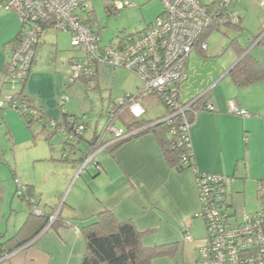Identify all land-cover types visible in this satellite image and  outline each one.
<instances>
[{
  "label": "crops",
  "instance_id": "obj_1",
  "mask_svg": "<svg viewBox=\"0 0 264 264\" xmlns=\"http://www.w3.org/2000/svg\"><path fill=\"white\" fill-rule=\"evenodd\" d=\"M259 1L239 0V4L236 3L235 8L242 16V27H248L251 36L246 44L238 41L234 59L216 61L217 57L206 53L210 47L208 37L213 30L206 38L207 50L197 49L192 52L197 56L189 57L186 77L180 87L183 102H195L209 92L207 102L213 105V109H201L204 103H199L200 110L189 127L195 167L200 171L235 178V182L243 183L239 189L247 183L259 187V182L264 180V78L238 86L229 75L248 53L264 67V36L256 42L264 28V7ZM245 15H251V22L245 24ZM257 26H260L259 30ZM21 30L22 25L5 42V52L0 58V94L19 92L22 88L20 83H15L17 86L12 88L13 82L5 80L14 39ZM61 33L64 36H59V32L53 29H46L41 36L23 93L29 109L37 107L56 121L63 120L64 111L69 115L82 116L92 110L84 81L68 83L71 59L81 57L83 53L78 55L81 51L72 45L73 53L62 52L65 48L63 40L69 39L71 44V35ZM137 78L135 73L121 67L100 64L98 68L100 87L110 92L109 97H113L116 90L120 94L118 99L126 93L138 91ZM63 94L68 98L61 104ZM231 99H235L236 104L248 110L250 115L233 113L229 108ZM140 103L145 108L140 119H153L147 106L142 101ZM10 116L15 118L14 111H8L6 117L9 119ZM42 123L39 138L45 147L29 153L33 171L23 172V183L32 186L36 206L41 211L52 217L59 215L67 225L46 226L31 242L9 253L2 264H81L87 245L80 229L95 221L98 214L106 209L113 211L119 221L131 220L139 230L147 231L143 238L145 246L178 244L175 256L156 257L152 264H198V249L206 239L207 228L200 214L195 169L177 170L172 167L152 131L135 136L114 150H110V145L97 149L100 168L94 162L83 168L80 159L87 152L98 128L91 130V134H87L86 129L83 137L75 139L72 142L74 149H68L70 160L64 161L61 159L65 153L62 130L57 129L58 134L48 139V131L43 129ZM56 137H61L58 139L61 144L55 143ZM112 139V133L105 132L104 140L112 142ZM31 141L28 139L21 143ZM234 181H230L228 187L232 198L236 190L230 186ZM256 194L259 200L258 188ZM233 207L237 211L235 203ZM185 233H190L193 239L186 240Z\"/></svg>",
  "mask_w": 264,
  "mask_h": 264
},
{
  "label": "built area",
  "instance_id": "obj_2",
  "mask_svg": "<svg viewBox=\"0 0 264 264\" xmlns=\"http://www.w3.org/2000/svg\"><path fill=\"white\" fill-rule=\"evenodd\" d=\"M161 1L162 13L145 30L104 44L93 25L86 21L89 0H2L1 6L5 9L18 11L22 25L21 38L14 45L6 65V80L17 83L29 75L37 44L46 29L69 33L72 47L83 53V56L71 59L69 84L92 74L100 64L124 68L141 79L139 92L124 94L118 99L117 108L108 113L106 131L112 133V142L101 143L85 158L83 168L91 162L100 168L97 149L108 147L176 115H183L182 140L191 146V123L187 112L194 102H183L180 98L188 59L197 49L207 50L208 43L203 37L210 29L236 24L241 21V16L235 8L237 0H215L208 4L202 0ZM114 5L123 9L136 3L132 0H114ZM263 36L264 31L256 42ZM142 95L157 96L168 108V116L142 127H115L113 122L123 110H128L135 118L143 117L145 108L139 101ZM67 98L68 95L63 94L61 104ZM5 107L34 113L24 99L13 93L0 100V111ZM229 108L235 114L250 115L248 110L236 104L235 99L229 100ZM205 109H213L210 101ZM194 112L197 115L198 111ZM83 121L72 118L68 127L52 121L51 126L53 130L61 129L63 136L72 141L83 134L86 127ZM102 134H105V129ZM193 169L201 201L200 214L207 228L206 239L198 249V264H264V180L259 182V210L255 213L245 212L238 220L237 211L228 201L229 182L235 178L200 171L196 167ZM34 210L42 213L37 206ZM185 239L189 241L193 237L185 233ZM7 256L0 257V264Z\"/></svg>",
  "mask_w": 264,
  "mask_h": 264
},
{
  "label": "rangeland",
  "instance_id": "obj_3",
  "mask_svg": "<svg viewBox=\"0 0 264 264\" xmlns=\"http://www.w3.org/2000/svg\"><path fill=\"white\" fill-rule=\"evenodd\" d=\"M132 1H134L137 6H128L121 10L114 9L113 11H109L106 8L108 4L106 0H89V11H91L90 20L94 24L93 28L95 31L100 34L104 44H110L118 39H125L132 34L145 30L163 11V3L161 0ZM212 1L213 0H202L203 3ZM237 2L239 4V0H237ZM259 2L260 5L264 7L263 0ZM244 20L245 24L249 21L251 22V15H245ZM254 23L257 24L256 21H254ZM20 27L21 20L18 11L16 9L10 11V9H5L3 6H0V58L5 52V42L12 38ZM259 28L260 26H257V30H259ZM262 30L264 31V28ZM62 35L64 36V34L59 32V36ZM249 36H251V34L248 27L240 31L234 28L229 29L227 26H221L220 29L210 33L208 37L210 47L206 53L212 57H217L216 61H224L225 59L232 61L237 48L231 41L237 39L241 43L246 44ZM63 44L65 48H63L62 52L66 53L67 51L68 53H73L69 39L65 38ZM258 49H261V47H258ZM58 52L61 54L60 50H58ZM221 53H223L222 56H220ZM254 53L256 54V51ZM80 54H82V52L78 53V55ZM213 54L215 55L213 56ZM195 56H197V53H192L190 57L192 58ZM137 77L140 81H138V84L141 86V79L138 75ZM118 85L120 89V78L118 79ZM16 86L17 85L13 82L12 88ZM139 89L130 94H137ZM115 92H113V97H109L110 92L107 93V91L103 90L101 87H94L87 90V95L92 105V110L88 112L91 124L87 128V134H91L92 131H95V127L98 128L99 134H102L104 129L105 132H110L106 131L108 113L117 108L118 97L120 95H118L117 90ZM10 93L9 91L4 94L1 93L0 100H5L6 95ZM140 101L147 106L149 115L153 120H161L168 116V109L156 96L142 95ZM5 104L6 107H8L7 101H5ZM6 107L0 111V234H3L5 238L15 234L24 223L30 211L26 200L28 185L23 183V172L28 173L29 171H33V167H30L29 163V153L31 151L41 150L42 147H45L43 144L44 141L39 138V134L42 133L40 122L36 121L30 125L19 111L14 109L8 110ZM8 111H14L19 120L16 116L15 118L10 116L8 119V117H6ZM135 119L136 118L132 116L128 110H123L113 124L117 128L121 126L125 127ZM61 137H56V144H61L58 140L61 139ZM28 139H32V141L27 144L21 143ZM61 140L64 142L63 137ZM48 147L50 148V145ZM16 163L20 169H17ZM32 165L34 164L32 163ZM21 168L23 170H21ZM242 185L243 183L236 180V182L234 181L230 186L235 188L236 191H241L239 193L234 191L233 198L231 196L237 208L236 217L238 220L244 216L245 212H254L261 206V202L258 200L256 194L258 187H256L255 184L247 183L243 189H239L240 186L242 188Z\"/></svg>",
  "mask_w": 264,
  "mask_h": 264
},
{
  "label": "trees",
  "instance_id": "obj_4",
  "mask_svg": "<svg viewBox=\"0 0 264 264\" xmlns=\"http://www.w3.org/2000/svg\"><path fill=\"white\" fill-rule=\"evenodd\" d=\"M106 1L108 2V4L106 5L107 10L109 11H113L114 9L121 10V8H118L114 5V0H106ZM1 3L2 0H0V6ZM90 13L91 11H89L88 9L87 11L88 18H86V21L91 25H94L90 20ZM226 26L228 28H234L236 30L238 29L240 31H243L244 28L242 27V16L240 22L236 24H228ZM217 29H220V27L210 29L204 35L203 39L206 40L209 33ZM21 35L22 32H20L16 36V38L14 39L15 44L21 38ZM231 43L236 45L238 44V40L233 39ZM244 52L245 50L242 51L240 55H243ZM98 68L99 66L96 67L95 71L92 74L86 75L81 79L82 81H84L87 90L94 87L100 88L99 79H98ZM229 75L238 86H245L247 84L255 82L256 80L263 79L264 67L261 65L259 60H257L250 53H248L243 55V58H241V60L231 70ZM27 78L28 76L22 81L17 82L22 84V88L19 92L13 93L16 94L17 96H20L24 100H25L24 98L25 96L23 93H24L25 84L27 82ZM5 80H6V75H5ZM208 94L209 92L205 93L199 99H197L194 102L192 109L187 112V117L191 124L193 123V121L197 116L194 111L195 110L199 111L200 108L205 109V105L208 103L207 102ZM25 102L29 106V103L26 100ZM201 102L204 103V105L203 107L198 108L199 103ZM34 108H35L33 109L34 113H31L30 110H24L20 108L15 110L19 111L23 115L24 119L30 125L35 123L36 121H39L40 123L43 122L42 123L44 126L43 129L48 131L47 132L48 139H52L55 135L58 134L57 128L54 130L52 129L51 126L52 121L57 122L58 125H65L66 127H68L70 125V121L72 118H75L76 120L82 119L84 120L83 122L86 125L85 130L89 127L91 122L90 121L91 119H89L90 116L88 114L82 116H76V115H69L66 111H64L63 120L56 121L54 119L47 117L41 109L37 107ZM153 122H155V120L149 118L148 119L136 118L131 124H128L127 127L128 128L142 127ZM183 125H184L183 115H176L172 119L155 123L154 125L145 128L143 131H140L133 136L116 141L112 143L109 148L110 150H114L118 146H121L128 140L132 139L133 137L152 131L159 140V144L162 148L163 154L165 155L167 161L172 167L176 168L177 170H184L185 168H190V167L193 168L195 167V164L193 162L192 145L188 146L186 142H183L182 140ZM84 132L83 134L79 135L77 138L79 139L83 137ZM74 140L68 141L65 138L64 152H66V155L63 154V157L61 158L62 160L64 161L70 160L68 149L69 148L74 149V144L72 143ZM104 141H105L104 135L99 134L97 132L94 136V139L91 140V142H89V147L87 149V152L83 153V156L80 159V161L83 162L85 158L91 152H93L97 147H99V145ZM27 193L28 194L26 200L29 205L30 211L24 223L15 232V234L7 238H5L3 234H0V257H3L5 254H9L15 251L16 249L24 246L25 244L31 242L49 224L50 227L55 225L57 227L59 225H67V222H65L59 215H57L54 219H52V215L45 214L43 211L40 214L36 213L34 211V208L36 206V202H35L36 194L32 186H28ZM259 193L260 190L258 187V195L260 200ZM228 201L230 202L231 205H233L230 199V195H228ZM80 230L85 237L86 245H87L86 252L81 264H152L153 259L156 257L165 256V255L175 256L178 248V244L176 243L168 244V245H155L150 247L145 246L143 243V238L147 234V231L139 230L135 226L134 222L131 220L119 221L115 216V214L113 213V211L108 209L99 213L95 221L82 226Z\"/></svg>",
  "mask_w": 264,
  "mask_h": 264
},
{
  "label": "flooded vegetation",
  "instance_id": "obj_5",
  "mask_svg": "<svg viewBox=\"0 0 264 264\" xmlns=\"http://www.w3.org/2000/svg\"><path fill=\"white\" fill-rule=\"evenodd\" d=\"M230 199H232V198L230 197ZM231 201H232V203H233V199H232Z\"/></svg>",
  "mask_w": 264,
  "mask_h": 264
},
{
  "label": "water",
  "instance_id": "obj_6",
  "mask_svg": "<svg viewBox=\"0 0 264 264\" xmlns=\"http://www.w3.org/2000/svg\"><path fill=\"white\" fill-rule=\"evenodd\" d=\"M163 121V120H162ZM158 123V122H157Z\"/></svg>",
  "mask_w": 264,
  "mask_h": 264
}]
</instances>
